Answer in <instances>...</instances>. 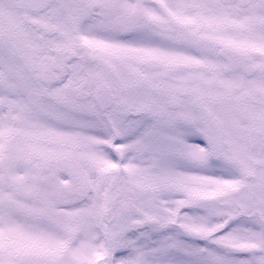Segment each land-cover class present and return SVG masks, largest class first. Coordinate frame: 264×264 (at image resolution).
<instances>
[{"label": "snow or ice", "instance_id": "6c2138e0", "mask_svg": "<svg viewBox=\"0 0 264 264\" xmlns=\"http://www.w3.org/2000/svg\"><path fill=\"white\" fill-rule=\"evenodd\" d=\"M0 264H264V0H0Z\"/></svg>", "mask_w": 264, "mask_h": 264}]
</instances>
